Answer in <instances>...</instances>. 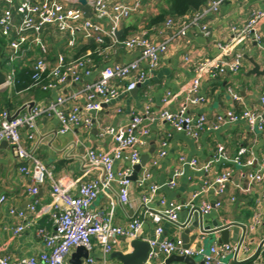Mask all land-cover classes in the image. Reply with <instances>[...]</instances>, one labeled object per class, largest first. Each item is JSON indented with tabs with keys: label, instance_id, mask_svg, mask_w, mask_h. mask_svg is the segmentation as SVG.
Masks as SVG:
<instances>
[{
	"label": "crops",
	"instance_id": "1",
	"mask_svg": "<svg viewBox=\"0 0 264 264\" xmlns=\"http://www.w3.org/2000/svg\"><path fill=\"white\" fill-rule=\"evenodd\" d=\"M61 1L66 5L83 9L87 15L89 14L88 17L96 20L92 5L93 0H85V4L81 3L82 0ZM121 2L131 4L129 0H121ZM167 8V5L161 0H147L138 13L122 24L121 35L126 29L134 25L137 26L136 31L149 30L150 38L154 43L159 44L167 38H173L168 52L161 57L158 68L145 84L139 86L138 91L136 89L131 92L124 91L117 99L103 103L100 111L90 113L92 122L89 126L82 123L78 126H72L66 133H61L62 126L55 115H42L37 119V131L32 141L27 139V129H22L23 142L26 148L36 149V158L53 172L54 181L61 186L69 187L75 195L78 194V188L82 183L103 177V170L89 165L85 158L90 148L110 152L115 146L112 137L100 136L102 126L126 127L130 124L132 116L141 114L146 105H151L152 110L158 113L164 109L163 99L168 93H171L173 98L170 99L171 102L167 107L176 111L184 102L183 90L197 78V65L205 59L219 55V44H232L228 58L242 54L244 57L243 66L237 74H227L218 78L204 75L199 94L206 97L207 103L192 107L191 112L195 115L205 114L211 122H216L218 116L228 111L233 110L240 113L243 110H260L262 108L260 96L264 90V83L261 78L248 75L252 69V64L245 56L264 65V51L253 38L246 37L232 41L234 35L231 27H243L248 22L253 10L264 9V0H235L223 3L217 12L209 13L202 20V23L208 26L209 36H206L196 26H191L185 35H180L181 27L177 23V18L174 19L175 26L172 28H165L168 18L160 26L148 28V19L159 14L160 10ZM193 16L194 13L186 15L187 18L185 19H188V23L193 19ZM100 23L105 27L109 26L108 19H102ZM260 32L262 34L261 46L264 49V22L260 24ZM43 37L49 47L48 59L50 61H54L57 54L60 53L64 54L67 59H73L75 54L88 44L79 36L77 44L70 47L68 45L69 35L58 33L52 27H47L44 30ZM104 55L94 65L92 76L82 82H74L72 79H68L64 85L48 91L43 88L30 89L17 94L14 93V86L1 88L0 107L9 100L15 106L12 110L4 106L7 110L9 109L12 114H24L30 106L47 107L56 102L60 96H64L67 101L63 108L64 111L69 112L73 106L84 104L85 101L79 92L83 89L85 82L96 81L100 72L107 66L115 63L128 64L140 57L138 51H128L123 48L106 52ZM39 56H41L39 48H34L33 51L27 53L26 58L20 59L15 64L22 63L29 66L33 71V63ZM186 57H190L189 62H186ZM127 83H122V86L124 87ZM229 89L239 95L241 100H235ZM149 126L151 134L146 139L147 146L143 153L149 151L152 142L156 143V152L148 165L158 152L160 142L163 140L168 142L167 156L160 160L158 166L151 168L150 183L152 184L164 185L168 182L174 170L180 167L179 159L182 156L187 159L196 158L201 164H207L217 154L218 146L223 145L226 156L229 158L228 162L212 164L208 171H197L187 166L185 167V175L178 180L174 189L165 186L161 188L159 195L168 201L184 205L190 203V206H186L180 211L178 222L163 221L164 237L182 238L184 229L180 225L190 227L192 224L191 209L193 205L199 208L203 202L213 204L221 200L223 206L220 209L203 216L204 225L212 226L213 221H219L222 224L239 223L248 229L243 248L239 252L236 250L234 254L228 255L224 261L234 264H264L262 252L264 225L261 223L254 226L253 224V217L260 204H264V183L253 185L248 192H241L236 188L237 184L243 186L246 184L245 177L248 172L257 171L259 168V160L264 147V134L251 132L248 125L243 121L223 125L216 131H205L198 139L175 131L165 122L158 121ZM241 147L248 149L247 155L242 159L243 163L254 159L255 163L252 166L233 162ZM21 166L10 145L5 141L0 143V195L7 197V201L0 208V257L9 256L12 259L38 256L45 251V244L37 235V230L43 228L48 232L53 231L49 215L53 202L51 182L48 181L41 186L36 195L29 194L28 189L33 186V181L30 174L21 172ZM129 167V161H118L115 164V171L120 172ZM225 169L233 170V177L227 186L226 195L220 197L210 190L197 199H193V195L201 190L205 182L212 181ZM141 191L134 184L130 189V202L124 205L119 200V185L114 182L111 188L106 193H102L93 203L91 209L103 215L113 212L114 223L120 226L126 225L133 216L141 217L144 220V228L140 240L150 243L155 239L157 225L148 215L144 214L141 205ZM232 197L234 198L233 201L231 200ZM32 204H36L37 208L32 214V218L35 220L34 224L22 234L16 235L14 228L20 223V220L11 214V210L15 209L30 215L29 207ZM152 208L155 211L162 209L159 198L153 202ZM195 233L198 232L192 231L189 238V244L192 248L199 247L200 242L206 249H209L216 242L220 243L219 233L216 235H199L194 240ZM229 235L231 241L229 244L237 247L238 242H234L233 239L236 235L239 241L243 237V229L231 227ZM245 246L248 248L247 251L244 249ZM115 251L130 252V242L121 239L120 245ZM75 252L76 249L72 251V254ZM111 255L104 261L101 253L96 251L94 264H122L118 259L112 258ZM193 258L194 264H204L202 257ZM166 259L164 255L160 254L150 259L147 264H165ZM82 264H88L86 259H83ZM172 264L186 263L174 262Z\"/></svg>",
	"mask_w": 264,
	"mask_h": 264
},
{
	"label": "built area",
	"instance_id": "2",
	"mask_svg": "<svg viewBox=\"0 0 264 264\" xmlns=\"http://www.w3.org/2000/svg\"><path fill=\"white\" fill-rule=\"evenodd\" d=\"M129 1L131 4H125L121 0H93L95 20L88 17L83 9L66 5L61 0H1L0 36L7 41L4 49L7 81L2 88L14 86V64L20 59L26 58L27 53L33 51L34 48H39L41 56L33 63L32 79L35 82H40L42 77L47 74L49 81L42 85L44 90L64 85L68 79L82 82L92 76L94 63L90 57V51L79 58L67 59L64 54L60 53L57 54L54 61L48 59L49 47L43 37V32L47 27H52L58 33L68 34L70 47H74L78 37L81 36L87 43L95 42L98 46L108 43L104 50H99L100 56H105L106 52L117 48H123L128 51H138L140 57L128 64L115 63L107 66L100 72L96 81L85 82L83 89L79 92L85 101L84 104L73 106L69 112L64 111L63 108L67 101L64 96H60L56 102L47 107L30 106L24 114H12L9 110L0 109V143L5 141L10 145L12 152L22 165L21 172L31 175L33 186L28 189L29 194L36 195L39 188L50 181L53 197L52 209L49 214L53 231L48 232L43 228L37 230V235L45 244V251L38 256L20 259L1 256L0 264H70L72 251L78 247H84L87 250L89 257L86 262L94 264L96 251H99L106 261L118 249L121 239L129 242L140 239L144 228V220L141 217L133 216L126 225L120 226L114 223L113 212L103 215L91 209L93 203L102 193H106L114 182L119 185V200L124 205L130 202V189L134 184L142 190L141 205L144 214L148 215L157 225L155 239L150 242L152 247L150 259L160 254L166 258L178 254L202 257L204 264H234L224 261L228 255L234 254L237 250V247L230 244L216 242L209 249L203 245L186 249L182 238L164 237L163 221L178 222L180 211L184 207L190 206V203L178 204L159 195L162 187L174 189L177 186L178 180L185 175L187 166L197 171H208L214 163L228 162L229 158L226 156L223 145L218 146L217 154L207 164H201L196 158L180 157V167L174 170L168 182L164 185L152 184L150 183L151 168L158 166L160 160L165 158L168 153V142L163 140L148 167L146 166L142 170L136 181L131 180L134 166L140 163L143 151L147 146L146 139L151 134L149 125L155 122L168 123L175 131L195 139H198L205 131H216L223 125L240 121L245 122L251 132L264 134V90L260 96L262 107L260 110H243L240 113L233 110L228 111L218 116L216 122H211L205 114L195 115L191 112L192 107L207 103L206 97L199 94L204 75L218 78L227 74H237L242 68L244 61L242 54L228 58L232 44H219V55L205 59L197 65V78L183 90L185 99L176 111L167 107L171 102L170 99L173 98L172 94L168 93L163 99L165 107L160 112L156 113L152 110L151 105H146L141 114L132 116L130 124L126 127L102 126L100 136L112 137L115 146L110 152L93 148L88 150L85 156L86 161L95 168H101L103 177L82 183L76 195L71 192L69 187L61 186L54 181L53 172L36 158V149H28L24 145L22 129H27V139L32 141L37 131V119L40 116L55 115L61 123V133H66L72 126L82 123L89 126L92 122L90 113L100 111L103 103L117 99L124 91H134L150 79L152 73L158 68L161 57L168 52L173 38H167L159 44L154 43L150 38L149 30L142 29L121 39L122 24L138 13L147 0ZM227 1L235 0H211L202 11L194 13L193 19L189 23L188 19H185L186 16L178 18L177 23L181 27L179 34L185 35L191 26H196L206 36H209L208 26L202 23V20L209 13L217 12L221 5ZM102 19H108L109 26H103L100 23ZM262 22H264V9L253 10L248 22L243 27H231L234 35L232 41L246 37L253 38L264 51L261 46L262 34L260 32ZM174 26V19H168L165 23V28L169 29ZM189 61L190 57H186V62ZM126 82L128 83L123 87L122 83ZM229 90L235 100H241L232 89ZM75 97L77 96L75 95ZM247 153L248 149L241 147L233 162L252 166L255 163L254 159L246 163L242 161ZM122 160L129 161L130 167L116 172L115 164ZM232 177L233 170L225 169L212 181L205 182L201 190L193 195V199H197L210 190L220 197L226 195V189ZM245 178L244 186L236 185V188L241 192H248L253 185L264 183V147L259 160V168L257 171L248 172ZM158 198L162 209L155 211L152 204ZM231 200L233 201L234 198L232 197ZM6 201L7 197L0 195V208ZM222 206L221 200L213 204L203 202L198 211L201 216H206ZM29 210L30 215L15 209L11 210V214L20 220V223L14 228L16 235L22 234L34 224L35 220L32 218V214L37 210L36 204L30 205ZM261 223L264 225V204H260L253 217L254 226ZM244 249L247 251L248 248L245 246ZM262 252L264 261V247Z\"/></svg>",
	"mask_w": 264,
	"mask_h": 264
},
{
	"label": "water",
	"instance_id": "3",
	"mask_svg": "<svg viewBox=\"0 0 264 264\" xmlns=\"http://www.w3.org/2000/svg\"><path fill=\"white\" fill-rule=\"evenodd\" d=\"M82 4H85V0L81 1ZM245 58L252 64V69L248 72L249 76H255L261 78L264 83V65L258 63L255 59L245 56ZM5 51L4 47L0 44V88H2L7 81V76L5 73ZM139 90V86L136 89ZM156 152V143L152 142L151 147L147 153H143L141 156L140 163L134 166V172L131 176L132 181L138 179L139 174L142 170L148 165L151 157ZM191 215L193 217L192 224L190 227L186 225H180L184 229L182 239L185 243V248H190V234L192 231H197L193 239L195 240L199 235H216L220 234V244H229L230 241V229L231 227H240L243 229V237L238 241V236H234V242H238L237 251L239 252L242 247L245 245V238L248 235V229L245 225L239 223H226L222 224L219 221H213L212 226L204 225V218L200 215L198 208L194 205L191 209ZM192 241V239H191ZM198 246H202L200 242ZM131 251L128 253L124 252H113L112 258L118 259L122 264H146L150 259L152 253V247L149 242L143 241L140 239L133 240L130 242ZM89 254L84 247H78L76 252L72 254L70 258V264H82L83 259H88ZM174 262H183L186 264H194V258L187 255H172L165 260V264H172Z\"/></svg>",
	"mask_w": 264,
	"mask_h": 264
},
{
	"label": "trees",
	"instance_id": "4",
	"mask_svg": "<svg viewBox=\"0 0 264 264\" xmlns=\"http://www.w3.org/2000/svg\"><path fill=\"white\" fill-rule=\"evenodd\" d=\"M167 5V9L160 10L159 14L155 16H151L148 19V28H152L155 26H160L165 22V20L168 19H175L184 17L190 13H196L199 11H202L211 0H161ZM0 11H1V0H0ZM89 15V14H88ZM174 17V18H173ZM137 26H130L128 29L124 31V33L121 35V39H125L132 34L138 32ZM132 33L130 34V31ZM135 30V31H134ZM6 40L0 36V44L5 48L6 46ZM108 46V43L102 46H98L95 42L88 43L86 46L81 48L74 56V58H79L81 56H84L88 51L91 52L90 57L93 60L94 65L98 63V61L102 58V56L99 55V50H104ZM5 65V60H4ZM33 71L31 68L27 65L15 64V84L13 87L14 93L17 94L18 92H22L25 90L30 89H42V85L47 83L49 80L47 78V74H45L40 82H35L32 79ZM49 89L45 90L48 91ZM8 107L10 110L14 108V104L7 100V102L0 107L2 110H7ZM8 109V110H9Z\"/></svg>",
	"mask_w": 264,
	"mask_h": 264
},
{
	"label": "rangeland",
	"instance_id": "5",
	"mask_svg": "<svg viewBox=\"0 0 264 264\" xmlns=\"http://www.w3.org/2000/svg\"><path fill=\"white\" fill-rule=\"evenodd\" d=\"M6 68H4V70H5ZM209 241V240H208Z\"/></svg>",
	"mask_w": 264,
	"mask_h": 264
}]
</instances>
